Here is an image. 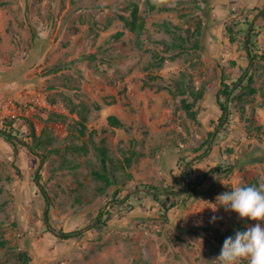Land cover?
<instances>
[{
	"label": "rangeland",
	"instance_id": "obj_1",
	"mask_svg": "<svg viewBox=\"0 0 264 264\" xmlns=\"http://www.w3.org/2000/svg\"><path fill=\"white\" fill-rule=\"evenodd\" d=\"M0 130V264H216L256 222L209 207L264 184V0H0Z\"/></svg>",
	"mask_w": 264,
	"mask_h": 264
},
{
	"label": "clouds",
	"instance_id": "obj_2",
	"mask_svg": "<svg viewBox=\"0 0 264 264\" xmlns=\"http://www.w3.org/2000/svg\"><path fill=\"white\" fill-rule=\"evenodd\" d=\"M216 201L220 206L209 207L213 212L223 207L225 211L236 213L241 220L256 222L225 238L215 258L216 264H264V184H236L230 191L218 195Z\"/></svg>",
	"mask_w": 264,
	"mask_h": 264
},
{
	"label": "trees",
	"instance_id": "obj_3",
	"mask_svg": "<svg viewBox=\"0 0 264 264\" xmlns=\"http://www.w3.org/2000/svg\"><path fill=\"white\" fill-rule=\"evenodd\" d=\"M136 19H137V6L134 5L132 10H131V20L127 23V25L130 28V30H135V28H136ZM250 79L251 78H249V80ZM233 85H236V84L234 83ZM220 93L226 99V101H223V100H221L222 97H220V96L216 97V102H217V104L219 105V107H220V109L222 111V115L220 117V121H223V120H225L227 115H229V107L228 106H229L230 101H231V98L229 97L230 94H231L230 90H229V86L226 85V88L224 90H222ZM182 104L184 105V108L186 109V111L188 113H190L191 115H194V112H190V105L189 104H187L184 100H182ZM109 120L112 123H116V119L113 116H110ZM32 129H33V127H32ZM0 134L6 141H8L10 143L13 142L14 136H12L10 133L0 130ZM33 136L35 137L34 132H33ZM45 141H47V140L38 139L37 145L38 146L43 145L45 143ZM29 149H30V151H33V148H29ZM98 150H99V153L101 155V163H102L104 169L102 170L103 173L96 172L95 175L99 179H103L107 183H110V180H109V178H108V176L106 174V163L108 161H110V158L108 157V154H107V151H106L105 147H103L102 145H99L98 146ZM53 151H57V150H53ZM135 155H136L135 152H133L131 156L133 157ZM126 160H127L128 165H130L131 164V157L127 158ZM181 160L182 161H186L185 159H181ZM185 174H186V176H184ZM185 174L183 175V179L185 180L186 184L188 185L190 191L195 192L196 187H198L204 181V179L206 178L208 173H204L203 176L201 178H199L198 180H196V181H192L191 178H189L187 172ZM182 189H183V185H181V187H180V192L183 191ZM166 191L167 192H160V191H158V189L156 187L148 186V191H146V193H149L150 195H152V198L156 202L161 203L162 207L166 211L170 206H166L165 201H168L169 199H171L172 196H178L177 192H174V191L168 192V190H166ZM116 196H117V194L114 192L113 198L116 199ZM61 235L69 237V236H71V233H61Z\"/></svg>",
	"mask_w": 264,
	"mask_h": 264
}]
</instances>
